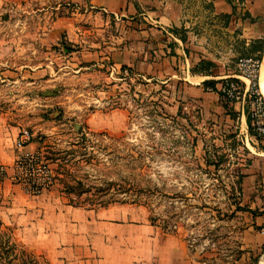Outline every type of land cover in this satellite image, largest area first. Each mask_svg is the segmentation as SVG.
<instances>
[{
    "label": "rangeland",
    "instance_id": "374dc122",
    "mask_svg": "<svg viewBox=\"0 0 264 264\" xmlns=\"http://www.w3.org/2000/svg\"><path fill=\"white\" fill-rule=\"evenodd\" d=\"M260 1L130 0L136 12L115 16L85 0H0V114L31 134L26 152L48 166L49 190L71 206L144 208L183 246L184 264H264V246L245 248L262 230L264 176L254 162L264 138L255 141L216 89L204 87L235 75L239 60L260 68ZM162 12L179 22L169 38L185 46L191 33L194 59L212 60L204 75L188 65L202 81H184L176 67L146 78L141 67L110 60L115 39L141 22L159 26ZM242 107L251 110L247 99ZM0 264L45 261L0 227Z\"/></svg>",
    "mask_w": 264,
    "mask_h": 264
},
{
    "label": "crops",
    "instance_id": "0c3cea01",
    "mask_svg": "<svg viewBox=\"0 0 264 264\" xmlns=\"http://www.w3.org/2000/svg\"><path fill=\"white\" fill-rule=\"evenodd\" d=\"M260 2L264 6V0ZM85 5L91 10L115 16L136 12L130 0H85ZM156 18L159 26L149 27L141 22L138 31L124 35L123 39H115L114 47H119L111 48L109 57L112 63L137 65L146 78L149 73H160L166 67L171 73L175 72L173 67L182 68L184 81H202L203 78L189 74L188 65L190 63L192 69L201 61L212 60L194 59L188 45L194 47L199 43L191 39V33L185 32V42H188L185 46L180 39L169 38L168 31L171 28L168 29V26L179 25L178 20L169 18L163 12ZM187 29L186 26L183 28L184 31ZM231 106L239 116L240 124L245 125L246 132V113L242 104ZM19 131L0 114L1 166L10 168L17 156L32 147L31 142L23 148H17L15 142ZM255 159L254 163H259L257 173L264 176V153L257 154ZM7 176L0 181L1 228H11L15 241L37 250L47 264L185 263L183 246L152 226L148 222L147 212L140 206L110 205L98 209L75 207L50 190L44 195L32 196ZM261 184H264L263 180ZM260 223L261 233L245 248L252 250L264 246V215Z\"/></svg>",
    "mask_w": 264,
    "mask_h": 264
},
{
    "label": "built area",
    "instance_id": "2783aa9c",
    "mask_svg": "<svg viewBox=\"0 0 264 264\" xmlns=\"http://www.w3.org/2000/svg\"><path fill=\"white\" fill-rule=\"evenodd\" d=\"M259 64L249 59L239 60L235 65V75L225 78L216 85V94L226 104H242L247 99L251 107L246 115L255 141L264 138V100L257 92V73ZM32 136L27 130H20L16 139L17 148L31 143ZM14 174L11 181L20 186L26 193L37 196L47 192L52 184L48 166L35 152H25L17 156L12 164ZM7 168L0 165V181L7 178Z\"/></svg>",
    "mask_w": 264,
    "mask_h": 264
},
{
    "label": "trees",
    "instance_id": "16d2710c",
    "mask_svg": "<svg viewBox=\"0 0 264 264\" xmlns=\"http://www.w3.org/2000/svg\"><path fill=\"white\" fill-rule=\"evenodd\" d=\"M208 64V62H204V61H201L196 67H194L193 69H191V73H194V74H200V75H204V74H206V73H203L204 71H206L205 69H203V66L204 65H207ZM200 67V68H199ZM208 72V71H207ZM208 74V73H207ZM216 82H205L204 83V87H210L212 90H215V87H216ZM256 89H257V87H256ZM260 97V96H259ZM226 105H228V104H226ZM246 113V112H245ZM234 116H231V118H235V116H236V118H237V114H233ZM246 124H247V126H248V130L251 132L252 131V129H251V126H250V124H251V122H250V118H249V116L247 115L246 116ZM254 134H253V132H252V136H253ZM0 227H1V224H0ZM15 247H17V248H20V249H23L22 248V246H19L18 244H16V245H14ZM4 255L6 256V255H8L7 253H4ZM44 261H45V259H44ZM45 264H47V262L45 261Z\"/></svg>",
    "mask_w": 264,
    "mask_h": 264
},
{
    "label": "bare ground",
    "instance_id": "6f19581e",
    "mask_svg": "<svg viewBox=\"0 0 264 264\" xmlns=\"http://www.w3.org/2000/svg\"><path fill=\"white\" fill-rule=\"evenodd\" d=\"M257 92L264 100V55L257 74Z\"/></svg>",
    "mask_w": 264,
    "mask_h": 264
}]
</instances>
